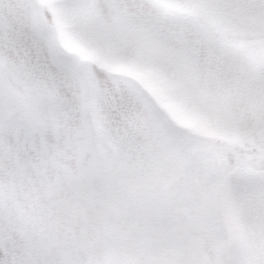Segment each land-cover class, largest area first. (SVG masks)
<instances>
[{
	"label": "snow or ice",
	"instance_id": "1",
	"mask_svg": "<svg viewBox=\"0 0 264 264\" xmlns=\"http://www.w3.org/2000/svg\"><path fill=\"white\" fill-rule=\"evenodd\" d=\"M0 264H264V0H0Z\"/></svg>",
	"mask_w": 264,
	"mask_h": 264
}]
</instances>
